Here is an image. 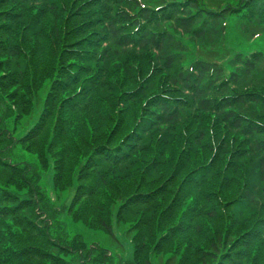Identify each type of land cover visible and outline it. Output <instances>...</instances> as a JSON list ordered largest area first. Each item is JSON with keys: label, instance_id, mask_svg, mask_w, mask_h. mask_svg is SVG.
Wrapping results in <instances>:
<instances>
[{"label": "trees", "instance_id": "trees-1", "mask_svg": "<svg viewBox=\"0 0 264 264\" xmlns=\"http://www.w3.org/2000/svg\"><path fill=\"white\" fill-rule=\"evenodd\" d=\"M238 16L254 39L264 0H0V264H264V50L227 74L182 63L169 29L219 41ZM18 142L74 189L71 218L116 242L127 225L132 260L54 236L64 209Z\"/></svg>", "mask_w": 264, "mask_h": 264}, {"label": "rangeland", "instance_id": "rangeland-1", "mask_svg": "<svg viewBox=\"0 0 264 264\" xmlns=\"http://www.w3.org/2000/svg\"><path fill=\"white\" fill-rule=\"evenodd\" d=\"M211 1L215 2V0ZM232 1L235 2V0ZM251 25L256 24H253L252 22ZM170 28L171 36L176 41L175 44H178V50L181 46L185 52L184 53L183 51H178L179 58L184 64L190 63V61H192V59L194 58L200 59L206 57L208 58V56H211L212 59L221 60V63L225 67V70L228 74L232 69L229 61L233 59L236 53L242 52L243 54L250 55L251 53L264 50V28L262 27V32L257 37H255L254 39H249L248 32L250 29V23H247L245 20H241L239 16L232 17L228 21V24L226 26V35L223 38H220L221 40L212 41V37L209 42L207 41L208 43L196 44L194 40H191L187 35L179 32L173 26L169 25V29ZM45 53L48 54V52ZM261 66L263 68L262 70H264V61L262 62ZM259 70L260 72H262L260 68ZM253 78L257 77L254 75L244 77L243 81L245 83H250ZM7 107L8 106L6 102L4 100H0V126H3L6 121L7 127L9 128V130H12L14 128L13 118H6V115L8 113ZM38 114L39 112L37 110V117ZM36 116L33 118L26 117L23 120V124L17 127V129L20 127V130L22 131H17L15 134L13 133L16 136L15 138H19V135H23L26 130V128L24 127H32L36 123ZM9 157L15 162H23L28 166L30 165L33 170L32 174L37 175L39 178L37 186H39L40 189L49 198L50 205H53L55 208L57 207L60 210L64 209V211L60 214L59 218L64 220L65 224H62L63 228L61 230L58 229L57 232H54V236H62V238L66 239L80 237L84 241H86L88 245L93 246L92 248L102 246L109 250L110 254L115 255L116 257L132 260L133 250L131 246V237L133 234H130L127 231V225L117 222L115 214L112 215L111 221L114 233L118 238V242L113 241L110 238L109 234L105 233L103 230L87 228L82 223H80V221L71 218L70 215L67 214L66 207L69 206L71 202L72 196L74 194V189L72 188L58 193L55 192L51 180L53 166H51L46 172L39 170V164L37 159L34 157L33 154L25 150V147L19 142L13 145ZM26 191V189H23L19 191V193L22 195L25 194ZM153 262L155 264L154 260Z\"/></svg>", "mask_w": 264, "mask_h": 264}]
</instances>
